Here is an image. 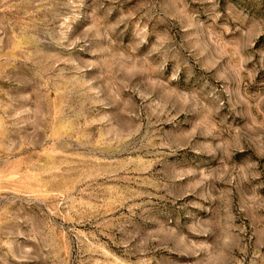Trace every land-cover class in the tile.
Listing matches in <instances>:
<instances>
[{
    "label": "rangeland",
    "instance_id": "rangeland-1",
    "mask_svg": "<svg viewBox=\"0 0 264 264\" xmlns=\"http://www.w3.org/2000/svg\"><path fill=\"white\" fill-rule=\"evenodd\" d=\"M0 264H264V0H0Z\"/></svg>",
    "mask_w": 264,
    "mask_h": 264
}]
</instances>
